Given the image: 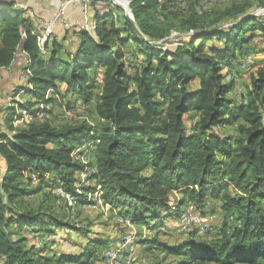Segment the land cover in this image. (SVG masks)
Segmentation results:
<instances>
[{
    "label": "trees",
    "instance_id": "16d2710c",
    "mask_svg": "<svg viewBox=\"0 0 264 264\" xmlns=\"http://www.w3.org/2000/svg\"><path fill=\"white\" fill-rule=\"evenodd\" d=\"M106 1L104 11L95 10L91 29L73 31V52L66 59L55 39L48 46L47 36L38 44L36 25L28 16L12 9L0 12V68L24 63L26 84L32 86L25 91L33 99L20 107L31 110L51 89L62 98L76 94L84 102L93 99L99 118L96 126L44 122L0 132V264H88L97 248L108 243L86 229L80 252L50 250L48 256L45 245L28 244L16 227L26 224L32 232L46 234L53 233L51 227L77 230L51 213L18 211L15 201L50 186L52 174L66 194L84 203L76 195L75 174L93 164V185L80 188L91 191L98 185L99 198L119 207L132 222L149 225L163 214L173 215L187 199L203 208L207 198H218L223 223L216 239L201 242L189 233L183 242L168 245L156 237L141 238L139 244L178 257L150 264H264V59L240 99L229 95L235 79L225 81L233 60L254 51L249 43L257 32L264 43V17L249 15L239 3L210 19L190 16L181 21L183 34L170 48L163 45L170 25L154 22L157 0H131L137 29L127 18L118 24L122 9ZM7 6L13 4L0 2V8ZM224 20L234 22L223 25ZM132 28L137 35L124 36ZM214 39L220 44L208 43ZM128 41L139 46L142 57H126ZM191 110L198 116L188 132L185 115ZM235 123L234 135L215 130ZM88 147L86 163L80 157ZM25 174L27 182L31 174L37 177L35 189L22 185ZM173 192L183 196L175 204Z\"/></svg>",
    "mask_w": 264,
    "mask_h": 264
},
{
    "label": "rangeland",
    "instance_id": "374dc122",
    "mask_svg": "<svg viewBox=\"0 0 264 264\" xmlns=\"http://www.w3.org/2000/svg\"><path fill=\"white\" fill-rule=\"evenodd\" d=\"M57 3L64 2L65 0H56ZM85 2L86 13L81 11V5L78 4V10L75 8L74 12L78 13L82 17V21L77 23L79 28L83 24V18H89V15L95 13V10L99 9L101 12L107 7L108 1L106 0H83ZM113 5L120 4L122 9L117 15V23L122 24L129 19L133 22L137 29L136 21L130 14V2L131 0H109ZM127 1V2H126ZM3 3H11L13 6L1 7L0 12L12 9L13 11L20 12L21 16H28L29 21L34 23V14H38L35 9L31 7L35 2L42 3V0H0ZM264 2V0H263ZM239 3L247 8L249 15H257L264 17V5L258 3V0H157V7L153 11L154 22L163 21L164 27L170 25L168 36L163 45L166 47L175 46L176 42L181 38L180 23L181 21L189 18L190 16H200L202 19H210L216 17L219 11L226 7ZM30 8V11H29ZM70 8V7H69ZM88 11V12H87ZM93 20H85V28L89 29L93 24ZM234 21L224 20L223 25H228ZM35 25V24H34ZM75 25V23H74ZM172 25V26H171ZM38 34L47 33L40 30V27H36ZM73 31H76V26H68V29L56 28L54 33L50 36L48 46L51 43V39L59 44V55L66 59L67 56L73 52V40L71 38ZM249 35V32L247 33ZM64 35V36H63ZM133 37L137 35L135 29H130L127 33L124 32V36ZM245 35V33H244ZM162 42V41H159ZM212 44H220L216 39ZM254 47V51L251 49L248 54L238 56L233 60L234 66L228 70L225 81H229L232 77L235 79L234 87L229 93L230 96H234L236 99H240V95L244 94L249 87L250 74L255 72L258 65V58L264 57V43L262 36L259 32L255 35L253 40L249 43ZM248 45V46H249ZM126 57L131 59H138L142 57L139 53V46L132 41H128L124 47ZM45 52V51H43ZM254 57V59H253ZM249 65L246 63H248ZM24 63H16L9 67L0 68V132H9L8 127L25 128L29 123H48L55 127H61L63 125H76L81 123H87L96 126L99 118L94 110L93 99L89 102H84L76 94H68L65 98L58 97L51 89H49L44 98L54 97L55 100L49 103H45L42 99L41 102H35L31 104L30 109L21 108L20 105L25 104L33 98L29 93L25 91L27 77L23 73ZM18 66V67H17ZM251 67V68H250ZM98 72H102V68L96 66ZM227 70V67H224ZM94 69V68H93ZM21 71L23 77L21 76ZM225 71V70H224ZM99 81L98 79H96ZM95 80V81H96ZM93 86V92L96 94L99 90V82ZM198 81H193L192 86H197ZM29 87H32L31 85ZM52 95V96H51ZM13 108V109H12ZM12 109V110H11ZM35 110V111H34ZM198 116V112L195 110L189 111L185 115L186 128L190 132L191 126L195 122ZM227 125L222 127H216L215 130L222 135H234L236 125ZM11 131V130H10ZM91 144L87 143V146ZM87 149L84 148L85 155L80 157L82 161L87 163ZM0 157V163L2 162ZM2 165V164H1ZM3 166V165H2ZM95 168V164L86 166L84 169L76 172V178L78 181V188H76V195H82L84 203L77 201L78 197L67 195L64 192V188L59 182L60 179H55L50 174L47 181L50 186L43 187L41 190L32 194L18 198L15 201V208L21 212H35V213H51L56 215L63 222L70 226L76 227L77 230L69 227H51L53 233L46 234L45 232H32L31 227L26 224H17L16 227L21 229L22 235H25L28 239V244H35L37 247L45 245L47 247L46 253L48 256H52V252H80L87 239L82 232L84 230L90 231L92 238L96 237L104 241H108L107 244L101 245L97 248L95 255L88 264H109L105 255L108 251L114 248L116 245L121 247L123 253V259L121 264H150L156 261L164 260L165 263L176 260L178 257L173 254L166 255L158 248H148V246L139 244L138 240L144 237H156L162 242L168 245H177L184 240L188 239L193 233L198 241H211L216 239L220 234L222 227V213L220 209V202L218 198L209 197L203 208L197 207L190 199L180 207L175 208V213L169 217L163 218V214L157 221L155 219L149 220V225L144 223L132 222L130 217L124 215L119 207L112 206L110 203L105 202L101 198H97L95 193L99 194L100 187L98 185L90 191L82 190L80 186L93 185V181L90 178L91 171ZM85 174V175H84ZM85 176V177H84ZM25 174L23 177L22 185L35 189L38 179L34 174H31V181L27 182ZM33 179V180H32ZM95 192V193H94ZM65 195V197L63 196ZM94 195V196H93ZM67 197V198H66ZM183 196L179 192H173L171 198L173 204L177 203ZM205 212L204 214L202 213ZM212 211V212H208ZM211 214V215H210ZM200 215V216H199ZM213 216L212 219L206 218V216ZM182 219H185L183 221ZM193 221V222H192ZM186 222V223H184ZM160 224L159 226L152 228L151 224ZM21 226V227H19ZM151 227V228H150ZM154 229H162L161 232H155ZM195 232V233H194ZM130 238V243L125 244L126 239ZM153 239V238H152ZM54 240L50 243V241ZM48 242V243H47ZM124 245V246H123ZM134 250V251H133ZM131 254V255H130ZM66 264H78V263H66Z\"/></svg>",
    "mask_w": 264,
    "mask_h": 264
},
{
    "label": "built area",
    "instance_id": "2783aa9c",
    "mask_svg": "<svg viewBox=\"0 0 264 264\" xmlns=\"http://www.w3.org/2000/svg\"><path fill=\"white\" fill-rule=\"evenodd\" d=\"M73 4L81 5V11H83V13H86L85 3L83 0H65L64 2L58 4L55 12L50 17L34 14V20H39L40 30L48 31V38H50V36L54 33V30H56L57 27L67 30L68 26H76V31L79 29L78 25H74V23H72L70 17L67 14L69 6ZM81 28H85V20H83ZM21 76L23 77L22 71ZM207 218L212 219L213 216H206V218L204 219L207 220ZM115 254H123L120 246L116 245L114 248L108 251L106 253L105 258H108L109 255Z\"/></svg>",
    "mask_w": 264,
    "mask_h": 264
},
{
    "label": "crops",
    "instance_id": "0c3cea01",
    "mask_svg": "<svg viewBox=\"0 0 264 264\" xmlns=\"http://www.w3.org/2000/svg\"><path fill=\"white\" fill-rule=\"evenodd\" d=\"M42 1H43L42 3L35 2L33 5H31V7L35 6L36 7L35 9H37L36 12L39 15H43L45 17H50L55 12L56 7L58 6V4H60V3H57L56 0H42ZM69 7L70 8H68L67 14L70 17L72 23L77 24V23L81 22L82 21V17L78 13L74 12L75 8L77 10L79 9L78 8L79 7L78 4H73V5L69 6ZM29 11H30V8H29ZM83 20H87V21L94 20V13L89 15V18L86 17V14H85ZM91 28H92V25H90L89 29H91ZM71 34H72L71 38L75 39V34L74 33H71ZM258 55H261V54H257V56L255 55V57L258 58L257 60H258V65H259L260 60L264 59V57H258ZM0 164L4 165V162L2 161Z\"/></svg>",
    "mask_w": 264,
    "mask_h": 264
},
{
    "label": "bare ground",
    "instance_id": "6f19581e",
    "mask_svg": "<svg viewBox=\"0 0 264 264\" xmlns=\"http://www.w3.org/2000/svg\"><path fill=\"white\" fill-rule=\"evenodd\" d=\"M85 3V2H84ZM34 24L36 25V27H40V24H39V20H35L34 21ZM47 33V31H45ZM47 36H48V33H47ZM46 34H44V32L40 35V34H37V39H38V44L39 45H42L43 42L46 40L47 38ZM249 65V61L248 63H246V65ZM251 68V67H250ZM28 72H25L24 75H27ZM85 175V174H84ZM85 177V176H84ZM33 180V179H32ZM95 193V192H94ZM100 193L97 194V192L95 193V196L97 198H99L100 196ZM68 195V194H67ZM65 197V195H63ZM94 196V195H93ZM67 198V197H66ZM200 216V215H199ZM183 221H185V219H182ZM193 222V221H192ZM131 241H130V238L126 239L125 241V244H129ZM124 246V245H123ZM134 251V250H133ZM131 255V254H130ZM106 256V255H105ZM123 257V254H115V255H109V257L107 258L108 261H110L109 264H121L122 262V258ZM123 264V263H122Z\"/></svg>",
    "mask_w": 264,
    "mask_h": 264
},
{
    "label": "water",
    "instance_id": "95a60500",
    "mask_svg": "<svg viewBox=\"0 0 264 264\" xmlns=\"http://www.w3.org/2000/svg\"><path fill=\"white\" fill-rule=\"evenodd\" d=\"M127 2V1H126ZM118 6H121L120 4L117 3ZM122 7V6H121ZM130 14L132 15V13L130 12ZM133 18V16H131Z\"/></svg>",
    "mask_w": 264,
    "mask_h": 264
}]
</instances>
